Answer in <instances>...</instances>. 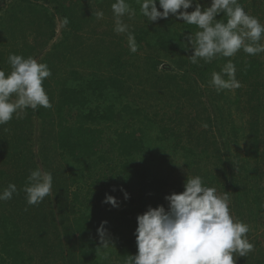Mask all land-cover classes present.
I'll use <instances>...</instances> for the list:
<instances>
[{
    "label": "trees",
    "instance_id": "1",
    "mask_svg": "<svg viewBox=\"0 0 264 264\" xmlns=\"http://www.w3.org/2000/svg\"><path fill=\"white\" fill-rule=\"evenodd\" d=\"M114 2L0 0V70L9 73L16 54L52 73L43 82L52 107L0 125V190L18 189L0 201V264H123L137 253L136 217L166 203L141 187L156 167L167 170L162 190L179 194L199 175L227 192L254 245L236 264H264V53L193 65L184 47L196 27L171 15L149 23L128 0L137 12L124 18L139 46L132 53L114 32ZM238 2L264 24V0ZM229 59L241 87L217 92L208 81ZM37 167L52 173V194L30 206L22 189ZM105 194L119 206L102 203ZM102 221L107 252L95 234Z\"/></svg>",
    "mask_w": 264,
    "mask_h": 264
},
{
    "label": "clouds",
    "instance_id": "2",
    "mask_svg": "<svg viewBox=\"0 0 264 264\" xmlns=\"http://www.w3.org/2000/svg\"><path fill=\"white\" fill-rule=\"evenodd\" d=\"M140 14L149 23L167 19L170 15L188 25H194L195 33L188 32L185 51L191 48L189 62L198 65L201 60L211 63L214 59L230 58L240 50L255 56L264 53V24L249 15L238 0H210L204 6L201 0H136ZM161 10H158V7ZM192 11H188L189 9ZM114 32L124 34L129 50L138 51L135 35L127 17H136V9L128 0H115L111 4ZM97 20L104 18L103 10L94 13ZM224 15L226 22L217 17ZM69 23L63 18L62 25ZM182 34V33H181ZM8 63L11 71L0 70V125L7 124L15 116L22 118L25 110L38 107L50 109L52 104L43 82L51 76L46 63L33 57L10 54ZM227 77V79H225ZM209 86L217 92L233 91L241 87L236 78V66L229 59L220 72H212ZM203 87V84L201 85ZM206 126V125H205ZM52 173L37 167L31 170L22 189L30 206L39 205L52 194ZM124 199L129 194L121 189ZM18 192L14 183L0 190V201L11 200ZM164 206L148 207L136 217V255H127L123 264H236L237 257H246L254 245L248 240L249 226L236 220L230 209V199L225 192L217 195L214 187H207L201 176L187 177L184 190L164 198ZM102 203L113 208L119 206L115 197L105 194ZM102 221L97 228L100 247L111 246Z\"/></svg>",
    "mask_w": 264,
    "mask_h": 264
},
{
    "label": "rangeland",
    "instance_id": "3",
    "mask_svg": "<svg viewBox=\"0 0 264 264\" xmlns=\"http://www.w3.org/2000/svg\"><path fill=\"white\" fill-rule=\"evenodd\" d=\"M60 28H61V24L58 23L57 37L59 35ZM147 174L148 175H146V177L140 178L141 181L140 183H141V187H143V190L146 192L148 196H152L153 198L157 196H163L165 198L166 196L172 194L171 192H168L165 189L162 190V187L159 186L160 181H162L167 175V170L164 167L153 168L149 172H147ZM162 206H164L165 209L167 210L168 207L167 202ZM95 234L99 239L97 231H95ZM111 248L112 246H109L108 248H104V251L107 252V250L108 249L110 250Z\"/></svg>",
    "mask_w": 264,
    "mask_h": 264
}]
</instances>
